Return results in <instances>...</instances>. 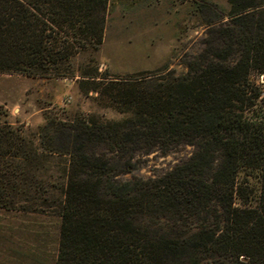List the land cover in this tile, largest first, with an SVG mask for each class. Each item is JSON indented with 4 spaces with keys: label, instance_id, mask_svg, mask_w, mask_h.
Listing matches in <instances>:
<instances>
[{
    "label": "trees",
    "instance_id": "1",
    "mask_svg": "<svg viewBox=\"0 0 264 264\" xmlns=\"http://www.w3.org/2000/svg\"><path fill=\"white\" fill-rule=\"evenodd\" d=\"M229 3L183 72L112 87L121 120L45 117L28 136L0 125V209L52 211L53 264H264V0ZM108 5L0 0V73L36 76L97 49ZM184 147L165 173L137 174L144 156ZM51 155L66 158L62 175Z\"/></svg>",
    "mask_w": 264,
    "mask_h": 264
},
{
    "label": "rangeland",
    "instance_id": "2",
    "mask_svg": "<svg viewBox=\"0 0 264 264\" xmlns=\"http://www.w3.org/2000/svg\"><path fill=\"white\" fill-rule=\"evenodd\" d=\"M198 3L206 8L199 10ZM229 0H109L102 43L72 50L68 61L36 76L0 73V125L38 132L45 117L62 122L125 117L111 101L113 86L136 82L164 70L183 72L182 57L206 38L208 20L224 22ZM264 81L263 78H260ZM191 147L144 156L137 174L154 177L191 154ZM65 157L50 156L49 173L62 175ZM58 195L57 192H53ZM45 211V212H44ZM40 213L0 209V264H53L57 220Z\"/></svg>",
    "mask_w": 264,
    "mask_h": 264
},
{
    "label": "water",
    "instance_id": "3",
    "mask_svg": "<svg viewBox=\"0 0 264 264\" xmlns=\"http://www.w3.org/2000/svg\"><path fill=\"white\" fill-rule=\"evenodd\" d=\"M264 79V77H262Z\"/></svg>",
    "mask_w": 264,
    "mask_h": 264
}]
</instances>
